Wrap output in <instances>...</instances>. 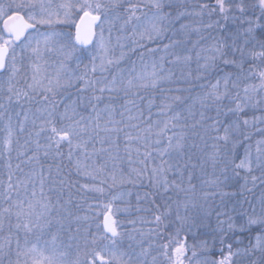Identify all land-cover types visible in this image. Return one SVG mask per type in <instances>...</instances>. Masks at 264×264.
Listing matches in <instances>:
<instances>
[{
	"label": "snow or ice",
	"instance_id": "1",
	"mask_svg": "<svg viewBox=\"0 0 264 264\" xmlns=\"http://www.w3.org/2000/svg\"><path fill=\"white\" fill-rule=\"evenodd\" d=\"M232 8L240 13L233 19L247 27L242 31L225 30L221 37H211L210 43L200 27L185 22L190 17L202 18L206 11L227 20ZM53 25L74 26V35L42 30ZM206 27L214 25L208 23ZM193 32L199 34L194 42ZM162 39L169 41L162 49L147 48L153 54L163 52L159 61L148 63L142 54L139 70L135 66L121 67L127 41L145 47L144 41ZM168 56L172 57L168 63L185 67L195 59L196 78L207 80L201 85L202 94L189 98L164 89L163 83L171 82L174 75L164 68ZM256 60L264 65V0H255L250 6L244 0H216L214 8L206 3L192 7L189 0H142L127 7L122 0H0V131L4 133L0 137V159L7 168V183L0 181V233L5 227L9 233L0 241V264H264V194L258 205L246 201L248 208L244 209L238 203L229 207L224 200L227 194L217 191L229 179L230 167L236 175L237 169L247 173L258 169L264 176V139L256 142L253 151V146L246 143L251 137L245 131L264 124V67L245 68ZM251 77L258 78L259 83L241 88V82ZM21 79L23 88L17 87ZM73 88L79 94L75 100H57L62 92ZM145 89H159L162 94L155 114L153 99L148 100L147 114L137 102L145 99L141 94ZM37 96L41 99L34 111L22 106L21 111H15L14 105H21V101L30 104ZM117 99L122 101L118 108ZM248 108L260 109L261 115L242 119L240 114ZM213 110L214 115H209ZM257 131L264 136V128ZM121 134L128 160L131 162L135 152L142 165L132 169L136 179L119 172L118 163L124 159L120 155ZM133 142L143 147V153ZM62 146L67 147L66 158L78 175L95 181L106 174L112 181L109 187L140 182L151 165L153 187L158 193H168V197L163 211L152 221L155 227L147 234L159 235L165 218L174 215L170 223L177 227L176 235L186 231L194 243L189 245L186 235L171 249L168 244L161 245L159 255H154L152 245L144 247L129 234L131 242L125 249L115 213L128 209L114 210L109 201L104 205L102 227L98 225L95 234L88 232L82 238L83 251L77 244L76 256L70 258L72 245L57 244L64 221L72 217L61 201L66 181L59 165L53 176L51 166L46 170L41 159L64 157ZM239 148L244 149L242 157ZM198 154V158L211 161L214 168L221 165L223 176V180L217 176L205 181L208 190L201 187L199 194L190 172L186 186L184 182V170ZM169 173L178 180L169 181ZM252 180L255 184L257 177L253 175ZM105 183L107 180L101 179L99 185L84 183L80 187L103 194ZM217 195L219 204L214 203ZM213 215L215 227L200 235L199 229L209 228ZM34 229L41 234L47 231L51 240L40 247L25 239L21 247L20 233L27 237ZM134 231L141 237L146 235L142 229ZM237 234H246L247 244ZM217 254L220 259L214 258Z\"/></svg>",
	"mask_w": 264,
	"mask_h": 264
},
{
	"label": "rangeland",
	"instance_id": "2",
	"mask_svg": "<svg viewBox=\"0 0 264 264\" xmlns=\"http://www.w3.org/2000/svg\"><path fill=\"white\" fill-rule=\"evenodd\" d=\"M210 1L213 0H189V4L192 7H196L200 3H206L207 5L209 4ZM247 1V0H246ZM54 2H59V0H54ZM123 4L125 7H127L129 4H138L142 3V0H122ZM247 5H252L255 3V0H249L248 2H245ZM213 6L209 8H214L216 7V0H214ZM147 11V9H145ZM120 13H124V9H120ZM257 15L259 13L257 12ZM240 13L235 9L232 8L231 11L229 12V18L225 20L220 14L218 13H213L212 15H208L207 11L205 12V15L201 17H190L188 18L185 22L186 23H191L193 26L200 27L201 32L203 35L207 38V42H211V37H221L224 33L225 30H232L235 31L236 29H241L246 28V24H242L239 20L233 19V17H239ZM219 21V24L217 25L216 22ZM208 23H212L214 25L213 28H207L206 25ZM42 30L44 31H51L55 30L57 32H64L68 33L71 32L74 35L75 28L74 26L71 25H53L51 28L48 26H43ZM105 34L107 35V26L105 30ZM116 35L114 31V36ZM168 36H171V33H168ZM197 39H199V34L193 32L191 35V40L194 42ZM169 41L168 39H162V40H157L155 42H148L144 41L142 43L145 44V47H137L136 45L132 44L131 41L126 42L125 46V58L121 62V67L127 69L135 66L137 70L140 69L141 63H142V54H143V60L151 63L152 60H157L159 61V57L163 55V52H156L155 54L150 53L147 51V48H153V49H162L164 44H167ZM202 44L206 43V41H201ZM188 47H191V44L188 45ZM19 51V50H18ZM177 51H180V49H177ZM120 49H116V54L119 55ZM194 55V53H193ZM172 57L168 56L166 60L163 62L164 63V68L165 70L171 69L172 72L174 73L172 81L171 82H164L163 87L165 90L167 89H172V92L170 94L176 95L183 93L184 90L188 92L189 90H192L193 85H196L198 83L206 84L207 80L205 79H197V65L195 63V59L191 62L189 67H185L183 64L179 65H173L168 63V60H171ZM85 64L88 63L87 60L84 61ZM72 67L75 68V64H72ZM253 68L255 70L257 67H264V65H261V62L259 60H256L255 63L253 64L251 61L245 65V68ZM81 70H83V65L81 66ZM191 72V75L189 76L188 73ZM212 82H215L214 80ZM82 83V82H81ZM250 83H259L258 78L256 77H251L247 81H242L241 82V88L245 84H250ZM24 81L23 79L20 80L19 84L17 87L23 88ZM179 88L181 91L177 92L176 89ZM159 91V89H145L141 90V94L145 97L144 100H138L137 102L140 104L141 108L144 109L145 114H147V104L149 99L154 100V104L152 107L153 114L156 113L157 111V106L158 104L156 98L154 97L155 92ZM161 93V92H160ZM149 94V97H148ZM79 94L76 92V90L69 89L67 91L62 92L60 95L57 96V100H62L67 102L69 99L75 100L76 97ZM40 97L37 96L34 101H32L30 104L26 103L24 101H21V105H14L15 111H21V106L23 108H28L31 107L33 111L35 110L36 107L39 106V101ZM105 100L107 101V97H105ZM122 101L117 99L115 101L117 108L119 107V104ZM198 107V105H197ZM214 111V110H213ZM213 111L211 112L213 115ZM84 114L87 115L88 111H84ZM253 115L255 116H260L261 115V110L257 108H248L245 109L244 113H241L240 116L242 119H249L251 120L253 118ZM117 119L120 117L117 116ZM155 115H153V119H155ZM223 119V117H222ZM2 127V125H0ZM257 128H264V124H257L255 127H249L245 129L247 133L250 134L251 139L247 141L246 143H250L253 146V151L256 146V142L258 140L264 139V136L260 134L259 131H257ZM4 133L0 131V137H2ZM103 135V133H102ZM120 143V155L124 157L122 161L118 163V168L119 172L123 173L125 177H130L132 179H136L135 173L132 172L133 168H140L142 165L138 163V158L137 154L135 152L132 153V160L131 162L128 160L125 152H124V139L123 135L121 134V139L119 141ZM134 147H141V153H143L144 149L142 146L137 145L135 142H133ZM99 147V145H97ZM210 149H206L205 151H209ZM62 151L67 154V147L62 146ZM244 153L243 148L238 149V154L242 157ZM155 155V154H154ZM200 154L194 155L188 169L184 170V182L185 186L187 185V178L189 172L193 176V183L197 186L198 189V194H199V189L201 187H204L206 190L207 185L204 184L205 181L214 179L215 177L219 176L221 180H223V176L221 175L220 168L222 167L221 165H217L215 168L213 167L211 161H207L206 157L198 158ZM187 157H185L186 159ZM102 162V161H99ZM237 163L239 162L238 160L236 161ZM193 165L195 167H193ZM112 168V165H108V171H110ZM150 168L151 165H149V174H146L141 178L140 182H137L135 184L132 183H118L114 185L113 187H109L108 185L112 183L110 177H108L106 174L102 175L97 178V180L92 181L91 179H87L86 183L88 184H100L101 179L107 180V183L103 184L102 187L105 189L103 194L96 193V192H90L87 194H93L98 196L99 200L97 203H90L88 210L85 211V216L88 219H79L81 221L80 225H77V228H79V232L77 230H72L71 227H73L74 224H67V221H64L65 227L64 229L59 233V239L57 241V244L60 246H67L68 244H71L72 247L70 249V258L74 259L76 256V245L79 244L81 248V252L83 251V237L88 234V232L91 233H97L98 228L97 226L100 225L102 227V220H103V215L105 213V207L104 205L108 203L109 201H112L113 203V208L114 210L116 208L119 209H125L127 208V211H119L115 213V218L118 222V232H120L123 236L122 239V246L123 248H127L128 244L131 242L128 239L129 234L133 235L136 237V242H142L144 247H148L149 245H152V250L154 255H159V249L161 245L168 244L169 248H173L175 243L177 241H183L185 236L187 235V243L189 245L194 243L193 237L191 234L186 233V231H180L179 236L176 235L177 233V227L170 223V221L174 220L175 217L174 215L165 218L164 223L160 226L159 235L156 233L152 234H147L149 232V229H152L155 227L154 223L152 221L154 220L155 215L158 212H154L152 214L153 209L152 205L155 202H158L161 204L163 207L165 200L168 197V193H163V192H157V190L153 187V184L150 179ZM236 172H239V175H236L235 172H233L232 168L230 167L228 169L227 175L229 179L227 181H224L222 187L218 189L217 191H222L226 193L227 195L224 196V200L229 202V207H231L232 204L239 203L241 202L242 207L244 209L248 208V204L246 203L247 200H244L243 197L246 199L250 200L247 202H253L254 204L258 205L259 204V199L262 194H264V183L261 182V180H264V176H261L260 171L254 170L252 173H247L244 170L237 169ZM119 175V174H118ZM255 175L257 177L258 181L255 185H259L262 192L257 196V198L249 199L250 197L248 194L251 191L247 190L248 187V182L252 181V176ZM168 179L169 181L173 179H177L178 177L175 176L173 173L168 174ZM253 183V182H252ZM229 189H228V188ZM242 191L241 193H239ZM126 194L123 199H117V200H112L114 196H120L121 194ZM127 193H131V195H127ZM173 196V199L176 198V194L174 192L171 193ZM239 195L241 196L242 200L239 198ZM137 196L140 197V199H137ZM180 198H184V194H180ZM253 199V200H252ZM62 203H65V206L67 207V202L62 201ZM214 203L219 204L220 203V197L217 195L214 198ZM246 205V208L244 207ZM6 206V205H5ZM175 206L173 205V211H174ZM160 209V208H159ZM160 211H163V209H160ZM81 212V211H80ZM72 215H74V212H71ZM79 213L76 212V214ZM80 216V215H79ZM78 216V217H79ZM75 218V217H74ZM238 219V218H237ZM15 222V218H13V223ZM216 223V217L213 215L211 217L210 221V226L209 228H201L199 229V234L203 235L205 233H210L211 228L215 227ZM76 228V229H77ZM134 229H142L146 235L141 237ZM8 230L7 227H5L4 231L0 233V241L3 240L4 236H7ZM73 237H76L77 239H73ZM243 242L246 244L248 242L247 235L245 234ZM12 238H13V248H15V241H16V236H15V229L12 230ZM20 244L21 247L25 246V239H27L29 244H38L40 247L45 246L46 241L51 240V236L47 234V231H45L44 234L40 233L39 229H34V232L32 234H29L27 237H25L24 233H20ZM198 242V241H195ZM135 243V242H134ZM137 251H139V248L137 247ZM215 251L218 253L219 252V245H217ZM81 258H83L81 256ZM215 259H220V256L217 254ZM163 259V258H161Z\"/></svg>",
	"mask_w": 264,
	"mask_h": 264
},
{
	"label": "trees",
	"instance_id": "3",
	"mask_svg": "<svg viewBox=\"0 0 264 264\" xmlns=\"http://www.w3.org/2000/svg\"><path fill=\"white\" fill-rule=\"evenodd\" d=\"M249 0H244V2H248ZM213 1H210L208 5L210 7H212L213 5ZM201 83H198L196 85H193L192 90H189L188 92H186L184 90L183 93H180V95H183L184 97H194L197 95V93L202 94L201 91ZM149 97V94H148ZM154 97L156 98L158 104L160 103V100L162 98V94L158 91L155 92ZM189 102H191V100L189 99ZM214 113V111H213ZM186 114V113H185ZM209 115H213L211 112L209 113ZM44 134H42L43 136ZM66 155H64V157H58V158H51V159H45L43 156L41 157L42 161L44 162L45 165V169L47 170L48 166H51L52 168V174L53 176H55L56 173V167L59 165L60 168L62 169V177L65 179L66 183L65 186L63 188V194L61 196V201H66L67 204V208L71 210V212H74L75 214L72 215V217L70 218V220L67 221V224H74L72 228V230H77V225L81 224L80 220H77L76 217L83 218V216H85V211L88 210L89 204L90 203H97L99 198L96 195L91 194H87L89 192H87L85 189L81 188V184L86 183L87 178L78 175L74 165L72 162H70L67 158ZM13 156V160L12 163L13 165H15L16 160H15V152L12 153ZM27 170V169H25ZM13 179H15V177H13ZM0 181H3L4 184L7 183V168L5 167V161L3 159H0ZM251 182V181H250ZM2 190V189H0ZM55 199V197H54ZM70 201V202H69ZM152 214H154V212H159L160 209H163V207L161 206L160 203L155 202L152 205L153 209ZM160 208V209H159ZM76 214V212H78ZM81 211V212H80ZM158 214V213H157ZM75 217V218H74ZM160 230V228L158 229V231Z\"/></svg>",
	"mask_w": 264,
	"mask_h": 264
},
{
	"label": "flooded vegetation",
	"instance_id": "4",
	"mask_svg": "<svg viewBox=\"0 0 264 264\" xmlns=\"http://www.w3.org/2000/svg\"><path fill=\"white\" fill-rule=\"evenodd\" d=\"M253 182V180L251 181V182H248L249 184H248V187H247V190L248 191H251L248 195L250 196V197H248L249 199H251V198H253V199H255V198H257V196L262 192V190H261V188H260V186L259 185H255L258 181H255V184L254 183H252ZM228 188V187H227ZM229 189V188H228ZM242 191H240L239 193H241ZM239 198L242 200V198H241V196L239 195ZM243 199L244 200H247V201H250V200H248V199H246V195H245V198L243 197ZM252 199V200H253ZM240 206H242V204H241V202L239 203V201L237 202ZM245 208H246V205L244 206ZM238 236H239V239H241V240H244V235H240V234H237ZM247 244V243H246Z\"/></svg>",
	"mask_w": 264,
	"mask_h": 264
},
{
	"label": "water",
	"instance_id": "5",
	"mask_svg": "<svg viewBox=\"0 0 264 264\" xmlns=\"http://www.w3.org/2000/svg\"><path fill=\"white\" fill-rule=\"evenodd\" d=\"M102 222H103V220H102Z\"/></svg>",
	"mask_w": 264,
	"mask_h": 264
}]
</instances>
